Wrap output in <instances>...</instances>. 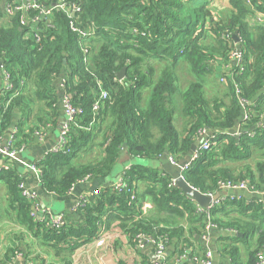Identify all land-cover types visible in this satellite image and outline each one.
Listing matches in <instances>:
<instances>
[{
  "label": "trees",
  "instance_id": "1",
  "mask_svg": "<svg viewBox=\"0 0 264 264\" xmlns=\"http://www.w3.org/2000/svg\"><path fill=\"white\" fill-rule=\"evenodd\" d=\"M77 2L82 12L75 17L76 26L97 27L87 43V56L81 50L79 34L72 31L63 12L54 11L51 26L39 24L42 41L34 43L23 40L20 14L8 16L0 4V64L6 65L17 87L24 81L16 96L0 87V131L6 130L16 110L30 111L31 98L49 109L45 118L53 121L60 108L53 84L64 77L65 92L82 114L72 126L66 148L37 162L43 191L59 197L85 178L108 177L124 146L135 159L154 161L167 154L179 160L190 154L201 133L208 131L211 148L200 153L183 177L203 194L224 195L211 210L212 223L231 232L219 240L221 253L239 264L243 245L248 247L247 264H257V254L264 252V198L253 195L248 200L240 193L220 190L219 184L245 182L264 191V20L257 17L264 16V0H230V8L224 11L211 8L209 0ZM236 43L243 52L244 71L239 73L233 65L222 74L228 100L209 98L204 78L213 74L216 58L230 57ZM153 61L162 63L160 75ZM181 62L194 77L183 90L176 75ZM124 68L125 78L119 80L117 73ZM98 83L109 97L95 117ZM144 89H148L146 109L142 105ZM243 101L248 102L247 120H243ZM177 112L181 126L176 124ZM239 126L235 137L233 131ZM22 135L20 129L14 135L17 148ZM96 150L95 157L79 162L82 153L94 154ZM122 177L135 190L139 207L129 205L127 192L118 194L114 188H106L78 208L81 222L66 223L56 230L31 214L32 204L18 189L21 176L16 166L11 163L0 173L18 223L31 235L35 251L45 248L44 254L54 256L53 264H71L75 251L100 238L115 220L124 232H130L133 245L142 235L165 237L177 248L184 230L175 222L185 213L201 227L208 225L204 215L195 213L192 200L172 184L170 175L137 163ZM138 185L144 186L140 193ZM147 199L153 210L144 214L140 207ZM255 237L254 247L250 242ZM205 256L204 252L199 263ZM34 259L40 264L46 261L39 254Z\"/></svg>",
  "mask_w": 264,
  "mask_h": 264
},
{
  "label": "crops",
  "instance_id": "2",
  "mask_svg": "<svg viewBox=\"0 0 264 264\" xmlns=\"http://www.w3.org/2000/svg\"><path fill=\"white\" fill-rule=\"evenodd\" d=\"M211 2L210 7L217 11H224L230 8V0H209ZM2 4V3H1ZM264 20V16H257ZM153 65L158 69V74L161 71L162 63L159 61H153ZM234 65V62L229 58H223L219 56L212 64L213 74L207 75L204 78L205 91L208 90L210 95L218 97L219 99H226V86H216L214 77L219 73L221 76L227 72ZM160 75V74H159ZM176 75L179 78L178 83L180 88L193 80L189 67L184 65L183 62L177 65ZM214 76V77H212ZM213 84V85H212ZM54 89L58 97L59 113L53 119L48 122L45 116L50 114L48 108L42 103L36 101L35 98L32 103L30 111L27 114L16 110L10 120L9 125L3 132L0 131V144L6 147L11 136L15 134L16 130L23 131L24 137L20 140L21 146L16 160L13 161V166H16L20 176L27 182L29 187L34 190L39 196V203L42 208L50 210L54 216H63L66 223L81 222L83 217L77 208V203L81 197H85L87 202L89 199H93L95 190L102 191L106 188H114L122 179V174L125 170L129 169L134 164L146 165L157 169L162 174H168L173 180L181 175V169L184 165L190 162L191 155L187 154L175 163L171 162L169 155H165L158 160L145 161L142 159H135L130 156L124 146L118 159L117 165L112 173L105 178H85L75 184L70 191L63 197L56 195L46 194L41 185L40 171L37 167V162L43 159L47 154L52 153V149L56 146L62 129L66 123L67 116L64 111L62 100L65 96V79L59 77L54 81ZM2 81L0 79V87ZM211 88L214 92H211ZM207 94V92H206ZM179 97L177 98V100ZM148 89L143 91L142 105L146 109L148 102ZM36 103V104H35ZM35 104V105H34ZM42 118V120H40ZM176 124H182L180 114L177 112L175 115ZM49 125V127H47ZM37 132L45 134L43 139H40ZM234 133L236 132L233 131ZM22 135V136H23ZM98 150L94 154L82 153L79 157V162H87L96 156ZM88 154V155H87ZM4 159L0 156V165ZM144 189L143 185H138V193ZM244 198L250 200L253 194L246 192H239ZM216 200L224 199V195L220 193ZM258 196V195H256ZM150 204L151 208L146 213L153 210L152 202L147 199L143 204ZM193 207L196 209L197 203L192 201ZM145 213V214H146ZM196 213V212H195ZM197 214V213H196ZM197 216H200L197 214ZM172 221H170L171 223ZM184 230L183 237L176 243V247L173 243H168L166 248V264H200L199 260L204 256V252L210 251L213 255V264H233L231 258L228 255L221 253V244L219 242L221 236H227L231 232L228 230H220L216 228H209L205 224L201 227L200 223L194 222L189 219L188 213H185L183 219L175 222ZM120 222L112 221L109 228L100 235V238H104V244L98 246L96 240L89 242L82 246L72 255L71 264H155L156 258L154 256V247L150 243H143L141 246L133 242L130 237V232L126 233L119 227ZM256 237L251 240L250 244L255 247ZM186 241V244H183ZM34 240L27 231V229L18 223L17 210L11 205L9 193L6 184L0 181V261L1 264H40L34 259L37 254L44 257L45 264H53L54 256L44 254V249L41 247L32 246ZM15 249V254H12V250ZM248 247L241 246L240 262L239 264H247ZM10 260L9 262H6ZM54 264H61L59 262Z\"/></svg>",
  "mask_w": 264,
  "mask_h": 264
},
{
  "label": "built area",
  "instance_id": "3",
  "mask_svg": "<svg viewBox=\"0 0 264 264\" xmlns=\"http://www.w3.org/2000/svg\"><path fill=\"white\" fill-rule=\"evenodd\" d=\"M1 3L4 12L8 16L12 17L15 16L16 14H20V24L25 28V32L23 33V40L34 43H40L42 41L43 27L39 26V24H41V22H44V24H48L49 26H51L50 22L54 11L63 12L70 19V26L72 31L79 34L80 46L82 52L84 53L85 56L89 54L87 43L95 36L96 33L95 31L97 27L94 24H91L87 29H80L79 27L76 26L77 20H75V17L82 12V7L77 2V0H73V1L0 0V4ZM31 13H36V14L35 16L32 17L30 16ZM229 55L230 57L233 55L234 58L232 61L234 62V65H236L239 68L238 72L242 73L244 71V56L240 45L237 44L235 49L233 50L231 49ZM0 71H1L2 89L7 93H11V95L13 96L19 95L21 92V88L24 86V81L19 82L17 87L15 83L11 81V74L7 70L6 65L4 63L0 64ZM231 77H233V73H231ZM222 81H224V78L222 79ZM98 85L100 88V93L93 104V112L95 114V117L99 114L103 104L109 97L107 91L101 88L100 83H98ZM235 87L238 93L239 89L237 87V84H235ZM247 104L248 102L246 101L242 102V105L245 108L243 112L244 113L243 120H247L249 117V114L247 113L246 110ZM62 105L66 113L67 120L59 136V140L56 146L52 149L53 153H56L66 148L72 126L77 121V118L82 114L81 108L73 105L72 99L68 95V93H65V96L63 97L62 100ZM95 120L96 118L93 120V123L95 122ZM47 127H49V125H47ZM239 129L240 126L236 129L235 133L233 132V135L235 137L239 136L240 133ZM14 135L11 136L6 147L1 146L0 144V156H2V158L4 159L3 163L0 165V173L3 172L4 170H8L11 167V163H13V161L16 160L18 156L20 147L17 148L15 146ZM37 135L39 136L40 139H43L45 137V134H42L41 132H37ZM208 136H209L208 131L201 133V137L199 139L202 140L200 142L198 150L193 154V156L190 159V162L182 167L181 169L182 176H183V172L190 167L191 163L199 157L201 152L208 151L211 148L212 143L210 142L209 139H207ZM169 159L173 163L176 162L175 158L172 156H169ZM172 184H175V180H173ZM219 187L220 190L224 192L226 191L229 192L233 191L237 193L246 192L248 194L258 195L259 197L264 198V191L263 192L256 191L253 188L249 187V185L245 182L238 184H232L230 182H221L219 184ZM18 189L20 190L21 196L25 198L30 204H32L31 214L34 217H37L38 219L46 221L45 222L46 226L58 230L66 224L65 222L66 220L63 216L60 215L56 217L53 215V213L50 210L42 208L41 204L39 203L38 194L29 187L27 182L22 177L18 182ZM114 189L118 194L127 192L129 195V205H133V206L136 205L139 207L138 196L135 193V190L124 182L123 177L120 180V182L114 187ZM99 192H100L99 190H95L93 192V195H98ZM206 195L213 196V194H209V193ZM86 203H87L86 198L81 197V199L77 203V208L83 207ZM215 203L216 202H213L207 208H202L201 206L196 205V209H195V212L198 215H204L206 217L209 228H216V225L212 223V214H211V210L215 205ZM150 208L151 205L148 203L142 204V206L140 207L141 211L144 214ZM96 242L98 246H102L104 244V238L103 239L98 238L96 239ZM137 242H138L137 244L140 246L143 243L152 244L154 247V256L156 258L155 264H166L165 263L166 248L168 244L167 238L159 237L155 239V238L138 235ZM257 258H258L257 264H264V252L258 253ZM200 264H213V255L210 251L206 252L205 259H203L200 262Z\"/></svg>",
  "mask_w": 264,
  "mask_h": 264
},
{
  "label": "water",
  "instance_id": "4",
  "mask_svg": "<svg viewBox=\"0 0 264 264\" xmlns=\"http://www.w3.org/2000/svg\"><path fill=\"white\" fill-rule=\"evenodd\" d=\"M235 41L237 42V36H233ZM125 71L126 69L124 68L120 72L117 73V77L119 80H123L125 78ZM0 77H1V71H0ZM262 124H264V120L262 121ZM202 139L196 140L195 143L191 147V157L193 154L198 150V147L200 145ZM175 186L182 191V193L190 198L192 201L197 203V205L201 206L202 208H207L210 204L213 202H216V200L219 198V195H206L201 193L198 189L193 188L190 186L184 179L182 175H178L177 178L175 179Z\"/></svg>",
  "mask_w": 264,
  "mask_h": 264
},
{
  "label": "rangeland",
  "instance_id": "5",
  "mask_svg": "<svg viewBox=\"0 0 264 264\" xmlns=\"http://www.w3.org/2000/svg\"><path fill=\"white\" fill-rule=\"evenodd\" d=\"M2 22H3V19H0V24H2ZM231 57H230V59L233 60V58H234L233 55ZM216 76L217 77L212 76V77L216 78V79H214V82L216 83V86H222V84H225L224 81H222L223 75L220 76L219 73H217ZM209 89H210L211 92H214L211 88H209ZM206 92H207V96L209 98L210 97H214L213 95H210V93H208V90H206Z\"/></svg>",
  "mask_w": 264,
  "mask_h": 264
}]
</instances>
